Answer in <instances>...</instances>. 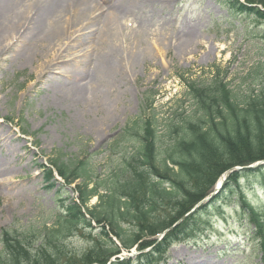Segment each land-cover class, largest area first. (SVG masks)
I'll list each match as a JSON object with an SVG mask.
<instances>
[{
    "label": "rangeland",
    "instance_id": "rangeland-1",
    "mask_svg": "<svg viewBox=\"0 0 264 264\" xmlns=\"http://www.w3.org/2000/svg\"><path fill=\"white\" fill-rule=\"evenodd\" d=\"M156 3L155 9L134 10L124 20L140 31L139 54L134 67L129 58L124 59L128 69L118 75L116 89H112V78L104 74L96 75L93 89L87 80L83 82L86 98L92 102L66 96L67 103H63L60 99L65 97L55 91L58 83L64 82L69 90L80 84L81 65L93 62V58L83 61L84 49L55 47L58 55L65 51L71 63H81L78 73L64 78L60 62L59 69L40 84H36L37 64L24 65L13 59L19 48L12 46L0 54V235L3 230L22 235L55 225L56 213L62 208L55 197H65L61 193L64 183L54 172L58 183L50 181L49 188L43 166L55 159L77 162L87 157L94 173L107 177L114 167L127 166L118 154L126 153L121 141L124 137L114 139L123 129L152 120L162 135L169 123H182L196 102L186 98V82H222L241 97L262 90L263 28L255 19H246L248 13L231 14L229 0ZM186 34L192 37L189 46L183 45ZM70 62L68 71L73 72ZM5 173L9 175L1 177ZM167 177L162 171L150 174L147 180L157 183ZM80 184L77 181L66 189L70 198L77 199ZM239 185L237 189L236 181L230 183L210 206L204 200L198 202L201 215L195 224L181 226L184 214L175 215L168 229L137 237L131 252L124 249V258H112L106 264H264L261 234L243 205L245 200L264 222V171L262 175H248ZM94 204L89 203L88 210ZM192 227L190 232L197 228V233L190 235ZM31 241L35 246L36 240ZM91 242V238L77 235L66 240L61 250L67 256L82 254L90 249Z\"/></svg>",
    "mask_w": 264,
    "mask_h": 264
},
{
    "label": "trees",
    "instance_id": "trees-1",
    "mask_svg": "<svg viewBox=\"0 0 264 264\" xmlns=\"http://www.w3.org/2000/svg\"><path fill=\"white\" fill-rule=\"evenodd\" d=\"M231 1L242 11H248L264 27V11L241 5L238 0ZM249 2L264 6V0H248L247 3ZM196 85L188 82L187 91L190 97L200 100L199 104L194 105L197 118L175 127L179 140L173 148H170L172 141L168 144L167 158L179 167L176 180H170L172 185L166 188L162 187V183L150 184L142 180L141 172L126 178L130 173L120 168L116 174L111 175L109 184L107 180L98 179L94 188L90 189L87 183L79 188L82 203H87L95 195L99 196V202L91 212L92 217L97 223H107L126 248L135 243L134 238L137 236H132L133 233H154L168 225L174 219L171 220L173 214L187 213L210 193L217 179L230 168L264 159V89L257 96H248L242 100L222 83ZM132 129L134 133L130 136L138 144L134 148V159H141L143 164H148L156 173V149L162 146L160 141L164 135L157 134L151 120L142 124L135 123ZM53 165L68 184L87 175L88 169L83 161L74 164L75 166L59 161ZM248 172L233 174L229 178L230 182L238 181ZM101 191L104 193L101 194ZM138 196H141L140 200L137 199ZM165 203L173 204L172 214L161 220L156 213ZM197 217L199 214L193 220H186L182 226L195 224ZM252 217L264 245V223L257 219L259 217L255 212H252ZM59 220L58 231L45 234L41 238H44V243L37 250L31 248L27 238L14 237L12 232L5 230L1 237L3 248L0 252V264L105 263L110 257L120 253L105 229L101 228L97 241L87 254L79 258L72 255L61 261L62 252L60 249L59 253L54 252L52 246H56V242L61 243L64 237L75 235L80 226L88 224L76 204L67 209V217ZM123 225L137 226L138 229L130 234L129 230L124 231ZM33 234L35 237L39 236ZM257 249L260 250L259 246Z\"/></svg>",
    "mask_w": 264,
    "mask_h": 264
},
{
    "label": "bare ground",
    "instance_id": "bare-ground-1",
    "mask_svg": "<svg viewBox=\"0 0 264 264\" xmlns=\"http://www.w3.org/2000/svg\"><path fill=\"white\" fill-rule=\"evenodd\" d=\"M156 6V0H0V54L12 46L19 48L13 59L23 61L24 65L37 64L40 70H37L36 84H40L59 69L60 62H63L64 78L78 73L81 63H71L65 51L58 55L55 47L67 45V48L82 52L84 49L86 58L83 61L93 58V62L89 66L81 65L80 84L69 90L64 88V82L58 83L55 91L63 94L65 100L60 99L63 103H67L68 96L76 101L92 102L86 98L83 82L87 80V85L91 83L93 89L96 75L104 74L108 79L112 78V89L115 90L118 75L128 69L124 59L129 58L132 67L137 61L140 31L124 20L131 17L134 10L151 11ZM186 35L183 45L189 46L192 37ZM94 47L95 51L92 50ZM69 62L73 72L68 71ZM8 175L5 173L1 177Z\"/></svg>",
    "mask_w": 264,
    "mask_h": 264
}]
</instances>
